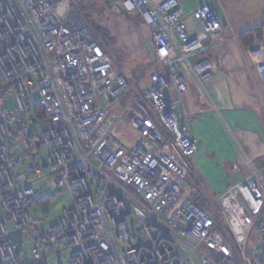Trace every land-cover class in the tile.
Returning <instances> with one entry per match:
<instances>
[{
	"label": "built area",
	"instance_id": "1",
	"mask_svg": "<svg viewBox=\"0 0 264 264\" xmlns=\"http://www.w3.org/2000/svg\"><path fill=\"white\" fill-rule=\"evenodd\" d=\"M80 1L0 0V264H264V160L242 153L247 176L213 211L185 188L196 140L182 88L193 81L207 95L206 54L224 41L216 10L196 6L190 34L178 0H113L138 12L159 52L139 87L72 11ZM246 54L264 91L261 49ZM39 183L64 189L70 206L30 236L24 260L9 232L22 238L33 224Z\"/></svg>",
	"mask_w": 264,
	"mask_h": 264
},
{
	"label": "crops",
	"instance_id": "2",
	"mask_svg": "<svg viewBox=\"0 0 264 264\" xmlns=\"http://www.w3.org/2000/svg\"><path fill=\"white\" fill-rule=\"evenodd\" d=\"M178 2L190 34L199 30L190 16L196 6L209 2L217 11L216 5L214 6L216 0ZM263 7L264 3L259 5L258 1L253 9L254 13L248 10L243 18H239L231 12L221 21L224 41L206 54L215 64L213 78L206 85L207 95L193 81L187 82L182 88L181 108L193 117L190 133L196 140L195 154L186 161L189 173L185 188L189 197L202 206H205L206 196L216 199L229 186L247 176L242 153L255 163L264 160V110L258 102L259 94L264 97V91L246 54L248 49L260 48L264 56L261 44ZM257 27H260L261 40L254 41L249 47L241 46L238 35ZM144 41L149 44L145 64L139 69L131 68L130 78H126L112 66L131 86H145L146 80L140 79L159 57L149 30L146 39L141 42ZM165 93L173 94L172 87H168ZM236 168L239 172H235Z\"/></svg>",
	"mask_w": 264,
	"mask_h": 264
},
{
	"label": "rangeland",
	"instance_id": "3",
	"mask_svg": "<svg viewBox=\"0 0 264 264\" xmlns=\"http://www.w3.org/2000/svg\"><path fill=\"white\" fill-rule=\"evenodd\" d=\"M258 1L259 5L264 3V0H216L214 6L216 5V12L222 21L231 12L239 16V18H243L248 10L253 12ZM112 3L113 0L80 1L79 5L82 7L79 10L91 27L100 25L109 30L111 38H106L105 42L109 47L110 55L116 60L113 68L126 78H130L131 68L139 69L145 64V54L149 51V44L146 41H141L146 39L149 29L140 22L137 11L126 12L121 5H117L116 9L112 10L110 9ZM262 26L263 40L261 44L264 47V23ZM35 128L38 131L42 129L39 120H37ZM121 132L125 138L130 139L131 131L129 127L123 126ZM25 171V167H23L14 173ZM36 189L40 191L43 200L33 206L34 222L23 229L22 232L19 251L24 260H27L31 246L29 242L30 236H33L40 228L46 229L52 226L61 217L63 209L70 206V197L64 189L53 188L45 183L37 184ZM47 198V203H45ZM214 203L215 198L213 196H206L204 208L213 211ZM223 232L227 241L232 243L231 237L225 230ZM61 261L62 264H67V256L63 257Z\"/></svg>",
	"mask_w": 264,
	"mask_h": 264
},
{
	"label": "trees",
	"instance_id": "4",
	"mask_svg": "<svg viewBox=\"0 0 264 264\" xmlns=\"http://www.w3.org/2000/svg\"><path fill=\"white\" fill-rule=\"evenodd\" d=\"M80 7H82V6H80L79 3H78V5H73L72 11H74V10L79 11V13L83 16V18L85 19V21L88 24L89 28L93 32V34L96 36V38L100 42V44L103 46V48L106 51H108L110 53L109 47L106 44L105 39L106 38H111V33L104 26L102 27V26L99 25L97 27H94V26L91 27L89 25L88 21L86 20L85 16L83 15V13L79 10ZM259 40H261L260 27L259 28L258 27L254 28L252 30H246V31H244V32H242V33H240L238 35V41L241 44V46H243V47H249V46L254 44V41H259ZM113 56H115V54H113ZM110 57H111L112 66H114L116 60H115L114 57L112 58L111 55H110ZM41 200H43V197L38 202H41ZM47 200H48V198L45 200V203H47ZM49 200H50V197H49Z\"/></svg>",
	"mask_w": 264,
	"mask_h": 264
},
{
	"label": "water",
	"instance_id": "5",
	"mask_svg": "<svg viewBox=\"0 0 264 264\" xmlns=\"http://www.w3.org/2000/svg\"><path fill=\"white\" fill-rule=\"evenodd\" d=\"M35 145L37 148L39 147L38 142H36ZM41 163L43 166L46 165V161H45L44 157H41ZM9 236H10L11 240L13 241V243L15 244V252L18 253L19 252V245L21 243V231H20V229L10 231Z\"/></svg>",
	"mask_w": 264,
	"mask_h": 264
}]
</instances>
